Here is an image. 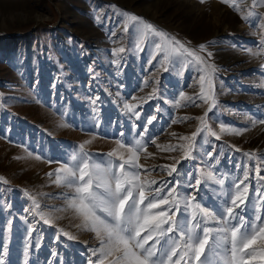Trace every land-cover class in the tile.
Instances as JSON below:
<instances>
[{
	"label": "rangeland",
	"instance_id": "1",
	"mask_svg": "<svg viewBox=\"0 0 264 264\" xmlns=\"http://www.w3.org/2000/svg\"><path fill=\"white\" fill-rule=\"evenodd\" d=\"M230 3L240 11L223 0H0V203L8 206L0 211V224L7 229V220H12L10 264H23L25 247L28 264H87L89 249L99 242L94 232L78 227L82 219L61 195L70 190L48 173L84 141H90L85 147L94 154L116 148L120 133L129 143L153 115L146 151L139 153L141 181L155 179L156 187L162 179H172L158 166L175 159H180L178 170L209 171L205 161H212L215 174L233 177L242 176L235 165L247 163L251 196L256 164L264 175L259 159L264 157V124L258 122L264 119V52L258 46L264 35V5L253 10L252 0ZM249 10L260 14L251 24L242 18ZM123 13L142 17L195 50L205 63L186 54H172L165 61L162 53H155L160 38L133 35L131 26L125 32V23L132 22ZM137 42L143 51L135 47ZM121 47L125 52L114 54ZM248 49L261 54L251 55ZM201 75L204 92L213 98L207 102L200 99ZM154 89L157 94L149 99ZM213 100L208 123L220 139L210 137L212 144L205 148L216 146L213 157H219L218 163L196 153V159H181L179 147L166 150L188 143L180 138L201 126L196 118ZM126 103L136 105L140 119L126 113ZM134 123L139 127L133 129ZM221 125L228 131L220 133ZM235 129L241 130L239 135ZM249 152L258 159L247 160L243 153ZM25 190L40 205L35 216L25 211L33 208ZM214 190L218 186L209 180L207 194ZM65 232L75 239L69 240Z\"/></svg>",
	"mask_w": 264,
	"mask_h": 264
},
{
	"label": "snow or ice",
	"instance_id": "2",
	"mask_svg": "<svg viewBox=\"0 0 264 264\" xmlns=\"http://www.w3.org/2000/svg\"><path fill=\"white\" fill-rule=\"evenodd\" d=\"M223 2L240 11L238 4L230 3V0ZM259 5H264V0H252L251 9L254 10ZM253 10H249L242 17L250 24L253 19L260 18V14ZM123 15L132 22L131 25L125 23V32H128L131 26L133 35L139 34L142 37L151 34L160 38V42L155 43V53H162L165 61H168L172 54L181 57L186 54L199 64L205 63L204 58L195 50L157 30L142 17L129 13ZM261 27H264V24ZM258 46L261 52H264V35L261 36ZM135 47L144 50L139 42ZM199 48L205 50V45L201 44ZM247 51L251 55L261 54L252 52L251 49ZM115 52L124 53L125 48L121 47L114 50V54ZM152 58L155 59V55ZM114 63L119 64V61ZM209 67L215 71L214 66ZM168 70L165 67V71ZM204 81L205 76L201 75L200 99L207 102L213 98L204 92ZM208 82L211 86L210 77ZM156 94L157 90L154 89L148 98L153 99ZM180 96L183 98L184 93L181 92ZM214 106L213 100L208 111L196 118L201 126L197 127L191 136L180 138L188 141L186 145H173L166 150L171 151L179 147L183 150L181 159L189 161L196 159L194 155L196 153L212 158L218 163L219 157H213V152L217 150L216 146L212 145V151L205 148V145L212 144L210 137L220 139V135L208 123V112H211ZM124 109L137 119L141 118L136 105L126 103ZM129 118L131 119V116ZM146 119L144 130L138 133V138L133 136L129 143H125L124 133H120L115 141L116 148L104 154H94L89 153L85 147L90 141H84L67 153L65 161L54 173H48L49 177L55 176L56 184L70 190L61 195L82 219L83 223L78 227L94 232L99 242L98 247L89 249L87 264H264V175L260 174L262 171L260 164L255 165L257 183L251 196L249 176L252 169L247 163H237L235 169L238 173L242 172V176L233 177L228 173L215 174L212 170V161H205L209 171L178 170L180 159H175L170 165L158 166L172 179H162L158 186L153 187L157 185L155 179L141 181L139 174V169L144 167L138 163L139 153L146 151L148 125L156 116ZM258 122L264 124V119ZM132 127L135 129L139 126L134 123ZM226 131L228 129L221 125L220 133ZM240 131L235 129L234 133L239 135ZM202 133L201 141L197 142V137ZM230 147L237 152L240 151L234 145ZM125 152L128 154L127 159L124 156ZM243 155L249 161L258 159L254 152ZM259 159L264 163V157ZM209 180L218 186V191L214 190L211 195L207 194ZM0 181H3V177H0ZM25 195H29L33 205V208L25 211L35 216L37 214L35 210H38L40 205L26 190ZM6 207L8 206L0 203V211H5ZM39 214L43 218V214ZM44 223L48 224L50 221L45 219ZM11 228V219L7 220V229L0 224L2 233L0 264H10L7 258L10 255ZM31 234L32 225H29V235ZM63 235L69 240L75 239L66 232ZM56 238H60V232ZM52 255L56 256L57 253L53 252ZM23 256V264H28L27 247Z\"/></svg>",
	"mask_w": 264,
	"mask_h": 264
}]
</instances>
